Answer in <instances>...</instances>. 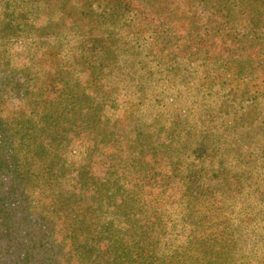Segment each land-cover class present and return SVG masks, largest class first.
<instances>
[{"label":"trees","instance_id":"obj_1","mask_svg":"<svg viewBox=\"0 0 264 264\" xmlns=\"http://www.w3.org/2000/svg\"><path fill=\"white\" fill-rule=\"evenodd\" d=\"M0 264H264V0H0Z\"/></svg>","mask_w":264,"mask_h":264},{"label":"rangeland","instance_id":"obj_2","mask_svg":"<svg viewBox=\"0 0 264 264\" xmlns=\"http://www.w3.org/2000/svg\"><path fill=\"white\" fill-rule=\"evenodd\" d=\"M13 48V47H12ZM14 49V48H13ZM18 50H20V48L18 47ZM20 57H22L23 59H25V57H24V55L23 54H21V53H18V55L16 56V58H15V60H17V58H20ZM14 98L13 97H11L10 98V100H13Z\"/></svg>","mask_w":264,"mask_h":264}]
</instances>
